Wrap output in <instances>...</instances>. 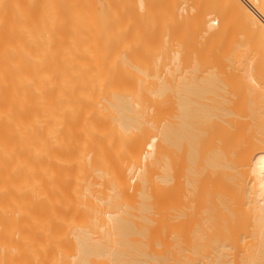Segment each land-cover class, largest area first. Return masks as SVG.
<instances>
[{"label":"bare ground","instance_id":"6f19581e","mask_svg":"<svg viewBox=\"0 0 264 264\" xmlns=\"http://www.w3.org/2000/svg\"><path fill=\"white\" fill-rule=\"evenodd\" d=\"M262 61L264 0H0V264H264Z\"/></svg>","mask_w":264,"mask_h":264},{"label":"rangeland","instance_id":"374dc122","mask_svg":"<svg viewBox=\"0 0 264 264\" xmlns=\"http://www.w3.org/2000/svg\"><path fill=\"white\" fill-rule=\"evenodd\" d=\"M209 1H211V0H208V2H209ZM212 1H213V0H212ZM127 4H128V1H127ZM127 4H126V10H127V11H125V14H127V12H128V6H127ZM127 17H128V14H127ZM126 20H127V19H126ZM235 23H236V22H235ZM231 24H232V23H231ZM233 25H236V26L234 27ZM233 25H232V26H229V28H233V30H234V28H235V31H233V30L231 31V29H228V31H229V30H230V31H229V32L227 31V32H228L227 38L223 36V39L225 38V40H223V41H225V42L228 41V40H226V39H229V38L232 37V36H231V37L228 38L229 33H230V32H233V33H231L230 35L234 34V35L237 36L238 38H236V37L233 35L237 40H236L235 38L232 37L231 39H234V40H230V39H229V43L231 42V44H232V41H234V42H236L238 45H240V44H241V45H246V44H243V43H242L243 41L239 40V38H240V37L238 36L239 34H238V33H234V32H241V33H244L245 31L243 32V30H244L245 28L243 27L244 29H241L242 26L239 25V27H238V26H237L238 24H233ZM237 28H238V30H236ZM239 30H240V31H239ZM241 30H242V31H241ZM227 32H226L225 34H227ZM245 33H247V30H246ZM225 34H224V35H225ZM245 35H246V34H245ZM245 35L242 34V36H245ZM248 35H249V34H248ZM240 36H241V35H240ZM246 37H248V36L246 35L244 38L246 39ZM249 37L251 38V36H249ZM249 37H248V38H249ZM244 38H243V39H244ZM250 38H249V39H250ZM241 39H242V38H241ZM245 39H244V41L247 42L248 39H246V40H245ZM223 41H222V43H223ZM249 41H250V40H249ZM249 41H248L247 43H248V45H251V44L249 43ZM239 42H240V44H239ZM229 43H227V44H229ZM236 43H235V44L233 43V44H232V47H234L233 45L237 46ZM244 43H245V42H244ZM227 44L224 43L225 46H226ZM222 45H223V44H222ZM224 45H223V47H224ZM228 46H230V44H229ZM250 57H252V56H250ZM247 58H248V57H247ZM215 59H216V58H215ZM250 59H251V58H250ZM250 59H249V61L252 62L253 58H252L251 60H250ZM211 60H212V62H213V61H214V57H211ZM220 60H221V59H218V64H219V62H220V64H219V66H220L219 69H220V70H221V69H222V70H225V69H227V68L234 67V66H233V63H235V62H233L232 65H230L231 62H230V64H229V63H228L229 61H228L227 59L222 58V60H221V61H220ZM224 60L227 61V63H226ZM262 60H263V59H262ZM261 63H263V61H262ZM225 64H229L230 67H228V65H225ZM236 64H237V63H236ZM236 64H234V65L237 66L238 64H237V65H236ZM247 64H248V63H247ZM250 64H251V63H250ZM250 64H248V65H250ZM252 64H253V62H252ZM252 64H251V65H252ZM251 65H250L249 67H251ZM263 65H264V63H263ZM221 66H222V67H221ZM253 66H255V63L252 65V67H253ZM223 67H225V69H224ZM226 67H227V68H226ZM237 67H238V66H237ZM239 67H240V66H239ZM241 67H243V69H247V70L249 71V72H248L247 70H244V71H247V72H248V75L250 74V72L252 73V69L245 68L244 64H243V66L241 65ZM247 67H248V66H247ZM262 67H263V66H262ZM263 68H264V67H263ZM230 69H231V68H230ZM230 69H228V70H230ZM232 69H233V68H232ZM243 69H242V70H243ZM253 69H255V68H253ZM259 69H260V68H259ZM228 70H226V71H228ZM234 70H235V68H234ZM234 70H233V71H234ZM240 70H241V68H240ZM242 70H241V72H242ZM255 70H256V69H255ZM263 70H264V69H263ZM235 71H236V70H235ZM237 71H239V70H237ZM237 71H236L235 74H234V75H235V78H236V77H239V76L236 74ZM260 71H261V70H259V74H258V75H260V76H258V78H261V77H262L261 74H260ZM177 72H178V71H177ZM256 72L258 73V71H255V73H256ZM181 73L183 74V72H181ZM242 73H243V74H247V73H245V72H242ZM242 73H241V74H242ZM255 73H254V74H255ZM254 74H251V75L254 77ZM262 74H264V73H262ZM179 75H181V74L179 73ZM219 75H220V74H219ZM224 75H225L224 73H223V74L221 73V77H222V76H223V77L220 78V79L223 80V82H222V80H221V82H222L223 85H224V84H227V82H230V81H231L230 83H228V85H225V86L227 87L226 89L231 88V86H233L232 88H233V89L235 88V89H234V92L238 90L237 92H235V94H236V93H237V94L239 93L238 95H241V96H242L243 93L246 92V93L243 95V96H244V97H243L244 99H246V97H247L246 100H248V99L251 100V96H252V92H251V91L253 90V89H251V88H252L253 86H254L255 88H257V89H259L261 86L264 87V78H263V77L261 78V80H254V81L257 82V84L261 85V86L258 88V85H257L254 81H253L254 83L252 82V84L249 82V81H252V78H250L251 75H250L249 77H248V75H246L247 78H245V75H244V78H245V80H246V81H245V84H246V82H247V83L249 82V83L251 84V85L248 84V86L250 85L249 87H248L247 85H246V87L243 85V84H244V83H243L244 79L242 78L243 76L239 77V79H238V78L235 79V78L233 77L234 75H233V76H231V75H228V76H227V74H226L225 76H224ZM256 75H257V74H256ZM177 76H178V73L176 74L175 77H177ZM252 76H251V77H252ZM263 76H264V75H263ZM178 77H179V76H178ZM178 77H177V78H178ZM219 77H220V76H219ZM225 77H226V78H225ZM255 77H256V76H255ZM255 77H254V79H256ZM240 78H242L243 81H242ZM173 79H174V78H173ZM227 80H228V81H227ZM229 80H230V81H229ZM238 80H239V81H238ZM237 81H238V83H237ZM260 81H261V84L258 83V82H260ZM173 82H174V81H173ZM221 82H220V83H221ZM224 82H225V83H224ZM239 82H240V83H239ZM175 83H177V82H174V84H175ZM217 83H218V82H217ZM172 84H173V83H172ZM233 84H235V85H233ZM239 84H241V85H239ZM254 84H256V85H254ZM175 85H176V84H175ZM223 85H222V87H225V86H223ZM235 86H236V87H235ZM239 86H240V87L243 86V87L240 88ZM173 87H174V86H173ZM262 87H261V90H262V91H261V90H259V91H260L261 93L263 92V93H262V95H263V94H264V88H262ZM247 88H248V89L250 88L251 91L248 90ZM240 89H241V90H240ZM257 89H256V90H257ZM256 90H254V93H253L254 96H255V94H258V93H259V91H258V93H257ZM229 91H230V89H229ZM239 91H240V92H239ZM241 91H242V92H241ZM230 92L233 93V90H231ZM248 92H249V93H248ZM237 94H236V95H237ZM249 94H250V95H249ZM246 95H247V96H246ZM233 96H234V94H233ZM245 96H246V97H245ZM248 96H249L250 98H249ZM234 97H236V96H234ZM234 97H233V98H234ZM243 98H242V99H243ZM259 99H262V98H259Z\"/></svg>","mask_w":264,"mask_h":264}]
</instances>
